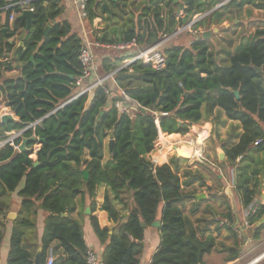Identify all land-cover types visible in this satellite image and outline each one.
I'll return each instance as SVG.
<instances>
[{
	"label": "trees",
	"instance_id": "16d2710c",
	"mask_svg": "<svg viewBox=\"0 0 264 264\" xmlns=\"http://www.w3.org/2000/svg\"><path fill=\"white\" fill-rule=\"evenodd\" d=\"M108 1L113 13L103 9V3ZM128 1L88 0V20L91 22L104 13L116 19L125 12ZM222 1L188 0L185 18L192 20L193 15ZM235 1L209 17L216 23L224 21L225 10L233 4L239 10L247 3L264 8L258 0ZM7 4L0 0V8ZM134 4L135 0H131L130 5ZM140 4L143 10L137 22L129 19L125 30L119 31V35L115 31L112 38L108 37L109 32L95 38L110 43L135 39L147 48L160 41L161 34L176 30L178 0H144ZM153 4L157 7L151 27L150 21L142 18ZM29 6L34 11L29 28L25 19L10 22L13 13H21V5L0 9V14L6 13L4 21L0 17V97L16 117L7 123L0 120V141L10 138L9 133L23 131L0 148V247L13 192L17 191L21 199L17 217L12 220L8 264H35L39 245L43 248L41 264L47 263L51 249L54 264H88L89 247L74 212L77 199L82 204L89 199L92 212L95 211L101 184L107 185L102 209L115 223L113 228L102 227L96 216H89L104 245L103 264H140L145 231L157 219L162 222L158 227L161 242L150 264H204L205 255L217 248L216 237L206 234L207 225L217 218L200 227L184 211L190 199L195 203L190 208L192 215L202 209L205 200H197L191 187L196 182L205 185L204 175L201 170L186 166L188 159L175 152H171L169 161L163 158L158 164L149 155L157 148L161 133L186 135L194 124L210 118L211 137L215 143L220 142L227 156L221 164L235 166L240 158L235 189L244 207L258 204L249 222L254 228L253 238H259L264 224L256 223L264 216V204L255 199L261 196L264 158L260 154L264 153V143H253L264 138V27L240 41L233 50H225L221 59L210 43L202 39L186 47L164 45L166 65L160 70L147 59L123 67L125 58L117 53L104 58L99 72L103 76L116 72L117 89L138 103V107H133L121 99L119 90L112 89L111 79L77 96L83 40L68 20L59 19L64 10L62 0H33ZM162 13L168 18L161 17ZM185 18L180 23L187 22ZM200 23L204 21L194 26ZM48 25L51 28L45 36ZM3 28H7L6 34ZM16 38L24 46H18ZM228 44L232 47L233 40ZM11 54L15 62L9 58ZM15 67L20 69V75L5 77L4 72ZM235 90L240 92L239 99ZM229 121L226 136L222 137L221 129ZM31 137L34 138L28 141L27 149L21 151L23 139ZM109 137L114 144L105 161ZM36 162L39 164L35 165ZM84 170L89 171L88 179H84ZM119 205L128 210L126 216ZM39 210L46 213L40 243L38 238L28 237L36 231ZM220 214L228 223L219 225L218 231L221 227L230 230L234 244L224 248L227 260H233L242 249L239 234L232 228L236 218L229 202H223ZM143 222L147 227L142 226Z\"/></svg>",
	"mask_w": 264,
	"mask_h": 264
},
{
	"label": "crops",
	"instance_id": "0c3cea01",
	"mask_svg": "<svg viewBox=\"0 0 264 264\" xmlns=\"http://www.w3.org/2000/svg\"><path fill=\"white\" fill-rule=\"evenodd\" d=\"M4 1H6L8 4L5 5V7L0 8V9H8V7H10L12 4L20 3L22 5V3H26V0H4ZM113 1H117V0H113ZM141 2H144V0H135V4L131 6L130 5L131 0H129L128 6L126 7L125 12L121 15L122 17L120 16V17H117L116 19H110L108 18L107 14L104 13V14H101V16L96 17L93 21L90 22L88 19H83L81 17L77 0H62V6L64 7V10H63V13L60 15L59 19L68 20L72 24L73 30L81 36L83 42L85 41L92 42V47L95 53V63H97L99 67L101 66V61L104 58L110 57L116 53H117V56L125 58L124 59V64H125L126 62L132 60L135 56L139 54V52H141L142 50L146 48H142L138 44L134 47L126 48V49L108 47L106 46V44H114V43L102 42L100 40H97L95 38V35L102 36V34L105 32H109V36H108L109 38L114 37L116 32H117V35H119L120 33L119 31L125 30L124 25L129 23V19L132 18L135 22L138 21V18L142 14V10H143V8H141L142 7V5L140 4ZM105 3L108 4L111 9L110 2L109 1L104 2L103 4ZM24 5L26 7H30L29 3H26ZM134 7H136V9H134ZM104 10H107V9H104ZM107 11L113 13L112 9L107 10ZM21 13H13L14 19L10 20L11 24ZM5 14H6L5 12H2L0 14L1 21L5 20L6 18ZM133 14L135 15V17L133 16ZM142 19L149 20L151 23V27H153V24H152L153 5H151V8L148 14L144 15ZM144 24H145L144 21H142V25ZM126 27L127 26H125V28ZM96 42H99L100 45L96 44ZM97 49H99L102 53L97 54L96 52ZM99 54H104V55L102 57L101 56L99 57ZM9 58L12 59V62H15L13 61V54H11ZM2 60L6 61L8 60V58L2 59ZM4 75L5 77H17L18 75H20V69L18 67H15V69H13L12 71H5ZM101 77H104V76H101ZM110 81H111L112 89L119 90V92H121V94L123 95L124 92L120 90L119 88L117 89L116 81L113 79ZM79 90H80V87H79ZM124 100H126L127 103L132 104L133 107L139 106L138 103L136 104L135 101H133L132 99L125 98ZM11 112L12 111L6 112V114L11 113ZM209 121L210 122L206 121V124L199 128L196 126V124L193 125L194 131H197L198 133V137H196L195 139H190L188 137L186 139H182L183 135L176 134V133L171 134L169 136H165V135L161 136L159 140L164 144V148L160 149V152L157 155L156 160L154 162H160L163 158H165V161H169L172 151H170V153L167 156L168 146H166V143H168L169 145L175 144L174 146H180L181 144H188V146L191 148V151L193 152V155H198L199 151L202 150L201 144L203 143V140L207 137L208 134H211L212 132L213 123L211 121V118L209 119ZM230 123L231 121H229V123L227 124V129ZM225 136H226V133L222 137H225ZM201 138L203 139L202 141H201ZM111 139L112 138L110 137L107 138L106 143H105V145L107 144L108 152H109V141ZM174 146L172 149L173 152H175ZM221 150L224 151L223 148H220V150L216 149L217 152ZM109 156H110V152H109ZM218 157H219V154H218ZM226 158L227 156L223 160L219 159L218 165L216 164L215 161H209L208 163H205L204 161H200L203 163L204 166H201V164H199L200 166H198L197 164H194V166H191L188 164L186 165L190 167L192 170H196V169L201 170V173L204 175L205 185H199L198 182H196L195 185L191 187V189L194 191L193 195L197 200L199 199L196 197V195L205 194L204 195L205 197L201 199V200H205V202L201 204V208H203V210H200L198 214L196 215H192L190 213V208L193 206V204H195L194 199L188 200L186 202L188 212L186 211L185 213L189 215L191 218H193L196 221V224H198L200 227H203L208 221H210L208 220L207 216L210 215V212L212 210L215 209L217 212H219L216 218L221 217L220 213L223 209V202L225 201L229 202L231 204L232 210L236 218L235 224L232 225V228L239 234V243H240V248L242 249L241 255L238 258L233 259V260H227L228 253L225 250L224 246L226 247L233 246L234 244L233 236L227 227H221V229L218 231L219 224L217 225V221H216V224L211 223L207 225L208 227L206 230V234H212L216 237L217 248L214 249L212 252L207 253L205 255L204 264H238L241 257L245 254L243 253L244 251L243 245L246 247V245L250 244L251 242H256L257 243L256 245L264 243V228L259 238L257 239L253 238L254 228L252 227V225H247V221H248L247 211L249 207L248 208L244 207L241 196L239 198V196H237V193H236V189H235L236 176H237L236 168L240 162V159H237L235 166H231L230 164H227V163L222 165L221 162L226 160ZM260 158H264V153L260 154ZM107 159L105 156V161ZM187 159L189 161V158ZM262 180L263 181H262V187H261V196L257 197L255 201H260L261 204H264V176ZM106 191H107V185L101 184L98 188L97 196L99 197H98V201L96 197V209L94 212H92L89 199H87L85 203L83 204L80 202L79 199H77L78 205H77V210L74 212V217L78 218L80 221L84 220L87 223L90 222L91 224L89 216L92 214L98 218L99 223L102 227L113 228L115 226V223L109 218L108 212L102 209ZM20 203H21V199L17 195V191L13 192L12 200H11V210L9 211L7 215L8 221L5 219V223H6L5 236H4L2 245L0 247V264H8L10 237H11V231H12V226H13L12 220H14L13 218H10L9 216L11 213H15L17 215V212L20 208ZM186 205L184 206V210L186 208ZM119 207L122 209V214L126 216L128 214V210L123 209L122 205H119ZM87 208H90L91 213L88 214L86 212ZM45 218H46V213L43 210H39L38 215H37L36 231L35 233H29L28 237L30 240L31 239L36 240L38 238V242L40 243L41 237L44 232ZM126 219L127 217L125 218L124 221H126ZM148 228L150 227H147L146 231H148ZM146 231H145L144 241L147 238ZM155 235L158 237L157 234ZM84 237H85V234H84ZM85 240H86V243L89 249L94 250L97 253L98 257H100L101 261H99V264H102V253L104 250V245L99 242V239L96 236L92 228V225L89 227L88 234H87V237H85ZM99 244H101L102 246H100ZM40 246L41 245H39V247ZM157 248H155L154 250L156 251ZM253 250L254 248L251 247V249L248 251V254L253 252ZM153 254L154 253L152 251V253L149 254L148 260L145 264H150ZM257 258L255 259L256 261H254L255 263H258L259 261L264 259V255L258 261H257Z\"/></svg>",
	"mask_w": 264,
	"mask_h": 264
},
{
	"label": "rangeland",
	"instance_id": "374dc122",
	"mask_svg": "<svg viewBox=\"0 0 264 264\" xmlns=\"http://www.w3.org/2000/svg\"><path fill=\"white\" fill-rule=\"evenodd\" d=\"M241 1H244V0H241ZM236 2H239V0H236L234 3H236ZM258 2L264 3V0H262V1L258 0ZM234 7H236V4H233L232 6L227 8L228 11L229 10L233 11V12L231 11V13H229L227 10H225L226 13L223 15L224 21H220L219 23H216L215 19H213L212 16L209 17L211 14V13H209L207 16H205L203 18V20H202V21H204L203 24L200 23L197 26L190 24L191 21L193 19H195L197 16L204 14V13L208 12L209 10L206 12L198 13L195 16L193 15L192 20H188L189 18L187 17L185 19V20H187V22H185L184 24H182L180 26V28L185 27L184 31H186V32H184L180 37L176 36V38H175V36H174L175 39L173 38L172 39L173 41L171 43L184 45L186 47V46H190V44L194 40H199V39L206 40L207 42L210 43L212 50L215 53V55L217 56V58L221 59L222 56L224 55L225 50H227L229 48L231 50H233L235 48V46L240 41H242V40L245 41V39L252 37L256 33V30L258 28L264 27V9L261 10V9L256 8V6L247 5L246 9H243V11L241 13L240 12L237 13L236 8H234ZM139 8H140V6H139ZM212 8H214V7H212ZM134 9H136V7H134ZM221 9H224V8L222 7L220 9H218V11H220ZM133 16L135 17L134 14H133ZM205 32H208L206 37L204 36ZM166 35L169 36L171 34L167 33ZM164 36H165V33L161 34L162 39L164 38ZM229 40H233V46L232 47L229 46V44H228ZM16 42H18V39ZM96 52H97V54L102 53L99 49H97ZM103 55L104 54H99V57L100 56L102 57ZM96 72H97V75L99 77L103 76L99 72V66L97 63H96ZM10 111H11L10 108L5 106L2 97H0V118L2 115L6 114V112H10ZM10 114H14V113L11 112ZM206 121L210 122L209 120H204L202 123L196 124V126L198 128L201 126H204L206 124ZM221 130H222V134L225 135V133H227V130H228L227 126L223 127ZM211 135H212V133L208 134L207 137L203 140V143L201 144V148H202L201 153L207 159V160L203 159V161L205 163H208L209 161H215L216 164L218 165L219 157H218V154H217L218 152L216 151V149L220 150V148H222V147H221L220 142L215 143L216 140L214 141L212 139ZM187 137L190 139H195L196 137H198L197 131H194V126L191 127L189 133H187L186 135H183L182 139H186ZM174 145L175 144L168 145L167 156L170 153V151L173 152L172 149H173ZM162 148H164V144L158 139V145H157L156 150L150 154V158L153 161L156 160V157L159 154L160 149H162ZM105 156H106V159L109 156L107 144L105 145ZM187 158H189V161L187 163H185V165L188 164V165L194 166V164H197L198 166H200L199 164H203L202 162H200V160H198L199 156H191V157L187 156ZM155 163L158 164L160 162H155ZM236 193H237V196H239V198H240L239 192L236 191ZM98 197L99 196H97V201H98ZM101 198H102V196H101ZM201 210H203V208ZM184 211L188 212L187 205H186V208ZM218 213L219 212H217L215 209L212 210L210 212V215L207 216L208 220H211V219L213 220L214 217L216 218ZM80 222L82 224V229H83V232L85 234V237H87L88 230H89V227L91 226V224H90V222L87 223L84 220H82ZM214 223L216 224V220L214 221ZM155 234H157L158 237ZM146 237L147 238L144 241L145 249H144V252L141 256L140 264H145L147 262L149 254L152 253V251L154 253L155 252L154 249L157 248L161 242V233L157 229V227L151 226L150 228H148V231H146ZM101 244H99V245L102 246ZM256 244H257L256 242H251L250 244L246 245V247L243 245V250H244L243 253H245V254L241 257L238 264H264V259H262L258 263L254 262V261H256L255 259L257 257L264 254V243L258 244V245H256ZM251 247L254 248V250H253V252L248 254V251L251 249ZM99 261H101L100 257H99Z\"/></svg>",
	"mask_w": 264,
	"mask_h": 264
},
{
	"label": "built area",
	"instance_id": "2783aa9c",
	"mask_svg": "<svg viewBox=\"0 0 264 264\" xmlns=\"http://www.w3.org/2000/svg\"><path fill=\"white\" fill-rule=\"evenodd\" d=\"M30 1H33V0H26V3H29ZM77 2L79 5L81 17L83 19H88V11H87L88 0H77ZM26 3H22V5L20 3H17V4L21 5V10H22L21 12H23V10L27 9V8L33 10V8H31V7H26L24 5ZM17 4H12L11 6H15ZM13 19H14V14H12L10 20H13ZM163 42H164L163 40L158 41L157 43L153 44L152 46L142 50L132 60L126 62L123 67L128 66L133 61H136L139 59H147V60L153 61L156 64V68L158 70L163 69L166 65V58L162 54V50H161V48L163 46ZM96 44L100 45L99 42H96ZM137 44H138L137 41L135 39H133L129 42L106 44V46L112 47V48L126 49V48L134 47ZM79 59H80L81 65H82V74L77 79V86L80 87V90H79L77 96L93 91L94 88H96L97 86L103 85L107 79L115 80L114 74L116 72H111L104 77H99L96 75L97 72H96V63H95V53H94V50L92 47V42H90V41L83 42ZM107 92H108V90H107ZM126 99H131V98H129L126 95ZM116 105L120 106V103L116 102ZM33 125L34 124L30 125L28 128H30ZM22 132L23 131L9 133L10 138H8L7 140L0 141V148L3 147L9 141L13 140L15 137L20 136L22 134ZM261 143H264V138H258L253 143V146L260 145ZM193 156H199L198 160H200V161H203V159H206L202 155L201 152H200V154L193 155ZM238 159H240V158H238ZM257 210H258V204L257 203H252L249 206L248 211H247V218H248L247 225H251L249 222V218L251 216H254L256 214ZM217 221H218L220 226H224L225 224L228 223V219L226 217H223V216L218 217ZM54 261H55V256L53 254V250L51 249L49 251V257H48L46 264H54ZM87 262H88V264H99V257L94 250H91V249L88 250Z\"/></svg>",
	"mask_w": 264,
	"mask_h": 264
},
{
	"label": "water",
	"instance_id": "95a60500",
	"mask_svg": "<svg viewBox=\"0 0 264 264\" xmlns=\"http://www.w3.org/2000/svg\"><path fill=\"white\" fill-rule=\"evenodd\" d=\"M229 1H230V0H224V1H222L220 4H218L217 6H215L214 8H212L211 10H209L208 12L202 14L201 17H205V16H207L209 13H212L214 10H216L217 8H219V7L223 6V5H225V4H226L227 2H229ZM103 8H104V9H107V10H111L110 7H109V5L106 4V3L103 4ZM33 16H34V11L31 10V9H29V8H27V9H24L23 12H22L21 14L18 15L17 18L27 20V24H28V28H29V27L31 26V24H32ZM190 24H193V22L190 23ZM50 28H51L50 25H48V26L46 27L45 32H44L45 36L48 35V32H49ZM3 31H4V33L6 34V32H7V28H3ZM175 33H176V32H175ZM175 33H174V34H175ZM207 33H208V32H205V33H204V36H205V37H206ZM19 46H20V47H21V46H24V42L21 41V42L19 43ZM31 59H32V58H31ZM167 63H169V61H167ZM256 69H257V71L261 72V69H260V68H256ZM229 89H231V88H229ZM234 93H235L237 99H239V98L241 97V96H240V92H239L238 90H235ZM125 98H126V95L123 94V96H122L121 99L124 100ZM102 113H103V112H102ZM102 113H101V115H102ZM15 119H16L15 115H14V114H10V113L2 115L1 118H0V120H1L2 123H7V122H9V121H11V120H15ZM160 133H161V129H160ZM33 138H34V137H31V138H24L23 141H22V143H21V145H20V147H19V149H20L21 151L26 150V149H27V143H28V141H29L30 139H33ZM113 144H114V139L112 138V139L109 141V150H110V151H112V149H113ZM187 145H188V144H181L180 146H174V150H175L177 156L187 158V156L184 155ZM218 154H219V159H220V160H223V159L226 157V153H225V151H223V150L219 151ZM38 164H39V162H36V163H35V165H38ZM83 173H84V179H88V177H89V171L84 170ZM204 195H205V194H200V195H196V197H197L199 200H201L203 197H205ZM86 212H87L88 214L91 213L90 208H87ZM64 215H66V214H64ZM9 217L15 219V218L17 217V215H16L15 213H11ZM161 224H162L161 220L157 219L156 221H154V222L152 223V227H160ZM262 224H264V216H263V217H262V218L256 223L257 226H260V225H262ZM142 226L147 227V224L143 222V223H142ZM42 249H43L42 246H40V247L38 248V250H37V253H36V256H35V264H41V253H42Z\"/></svg>",
	"mask_w": 264,
	"mask_h": 264
},
{
	"label": "flooded vegetation",
	"instance_id": "af4514ba",
	"mask_svg": "<svg viewBox=\"0 0 264 264\" xmlns=\"http://www.w3.org/2000/svg\"><path fill=\"white\" fill-rule=\"evenodd\" d=\"M167 1H170V0H164V2H167ZM231 1V0H230ZM229 1V2H230ZM241 0H239V2H240ZM178 2H179V6L177 7V11H176V18H177V26H176V29L177 30H175L173 33H171V35H166L165 34V36H164V38L163 39H161V40H163L164 42H163V46L164 45H166V44H168V43H171V40L174 38V36L176 37V36H178L179 34H183L184 32H186V31H184V29H185V27H183V28H180V26L182 25V23H180V21L182 20V19H184L186 16H187V12H186V8L188 7V0H178ZM229 2H227V3H229ZM258 2V1H257ZM221 3V2H220ZM220 3H218V4H220ZM217 4V5H218ZM217 5H215V6H217ZM247 5H251V6H253L252 4H250V3H247V4H244L243 6H242V9L241 10H239L238 8H236V7H234V8H236V12L238 13V12H242L243 11V9H246V7H247ZM214 6V7H215ZM157 6L155 5V4H153V20H155V11H154V9L156 8ZM222 7V6H221ZM221 7H219V8H217L216 10H218V9H220ZM256 8H258V9H264V8H260V7H256ZM216 10H214L213 12H215ZM238 10V11H237ZM198 14V13H197ZM196 15V14H195ZM194 15V16H195ZM202 16V14L201 15H199V16H197L195 19H193L192 21H191V23L193 22V24H191V25H195L196 23H198V22H200V21H202L203 20V18L204 17H201ZM161 17H166V19L168 18V16L165 14V13H162V15H161ZM186 19V18H185ZM184 24V23H183ZM176 32V33H175ZM175 33V34H174ZM171 39V40H170ZM160 40V41H161ZM16 41H17V38H16ZM21 41L18 39V42H17V44H18V46H19V43H20Z\"/></svg>",
	"mask_w": 264,
	"mask_h": 264
},
{
	"label": "bare ground",
	"instance_id": "6f19581e",
	"mask_svg": "<svg viewBox=\"0 0 264 264\" xmlns=\"http://www.w3.org/2000/svg\"><path fill=\"white\" fill-rule=\"evenodd\" d=\"M208 131V130H207ZM161 136H163V134L161 133ZM160 136V137H161ZM203 139L201 138V141H202ZM169 144L168 143H166V146H168ZM200 152L201 151H199V154H200ZM184 155L185 156H188V157H191L192 155H193V152L191 151V148L187 145V147H186V150H185V153H184ZM264 255V254H263ZM263 255H261V257L263 256ZM261 257H259V258H261ZM259 258H257V261L259 260Z\"/></svg>",
	"mask_w": 264,
	"mask_h": 264
}]
</instances>
